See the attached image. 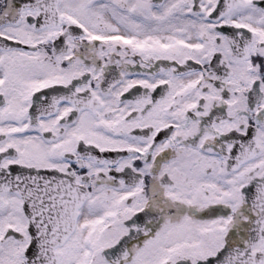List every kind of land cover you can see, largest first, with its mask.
I'll list each match as a JSON object with an SVG mask.
<instances>
[{
  "label": "snow or ice",
  "instance_id": "snow-or-ice-1",
  "mask_svg": "<svg viewBox=\"0 0 264 264\" xmlns=\"http://www.w3.org/2000/svg\"><path fill=\"white\" fill-rule=\"evenodd\" d=\"M0 264H264V0H0Z\"/></svg>",
  "mask_w": 264,
  "mask_h": 264
}]
</instances>
